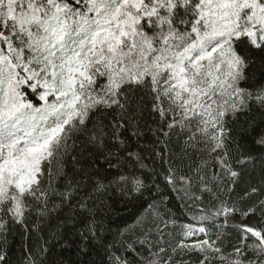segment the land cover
I'll use <instances>...</instances> for the list:
<instances>
[{
  "label": "snow or ice",
  "instance_id": "1",
  "mask_svg": "<svg viewBox=\"0 0 264 264\" xmlns=\"http://www.w3.org/2000/svg\"><path fill=\"white\" fill-rule=\"evenodd\" d=\"M173 142L196 161L180 175L169 162L163 176L195 213L184 234L239 216L234 235L227 248L219 234L170 241L177 219L153 203L135 222L140 250L114 255L105 197L142 195L144 180L124 169L147 168L144 152L163 160ZM261 195L264 0H0L4 241L14 226L39 230L64 214L79 252L100 257L92 264H187L192 254L197 264H264Z\"/></svg>",
  "mask_w": 264,
  "mask_h": 264
},
{
  "label": "trees",
  "instance_id": "2",
  "mask_svg": "<svg viewBox=\"0 0 264 264\" xmlns=\"http://www.w3.org/2000/svg\"><path fill=\"white\" fill-rule=\"evenodd\" d=\"M141 143L146 144L148 141L144 140ZM248 143L251 146L250 139ZM181 148L182 145L173 142L165 151L163 160L160 156H153L149 152H144L142 155L145 156L144 163L147 168H140L138 165L133 168L129 165L124 169L126 173H134L144 180L145 189L142 195L129 196L114 191L109 192L105 197L106 206L101 215L109 231L104 235L107 242L114 245L112 248L114 255L132 259L134 253L130 250L126 251L128 244H133L138 251L140 250L138 238L141 229L135 222L137 218H149V213L152 210L148 206L153 203L157 205L162 214H167L165 218L174 216L177 219L176 225L170 224L165 230L166 239L174 242L183 240L185 243H192L185 238V230L181 225L195 223L191 219L195 213L186 207L190 202L181 199L183 193L174 191L172 187L167 186L163 178L169 162L180 169L177 175L187 173L190 166L196 162L195 157L186 155L181 151ZM169 157L171 158L170 161ZM248 180L253 184L259 180L258 166L255 175H250ZM244 187L246 185L241 184L240 188L233 194L234 198L243 194L241 189ZM259 199H264V195H261ZM63 215H54L51 220L40 223L39 230L25 231L18 225L14 226L6 241L0 238V254L5 255V259L0 261V264H30L34 258L32 254L39 253L41 248L48 249V252L40 257L43 264H54V262L55 264H92L93 260L98 261L100 257L94 251L87 256L79 252V236L71 224L61 225ZM238 221L239 216L225 225L223 224V217L219 218L216 225L209 228L204 239L208 238V235L215 239L216 235L219 234L227 248L229 238L234 235L233 225ZM154 238L155 234L151 239ZM228 250L230 251V249ZM183 259L187 264H197V257L194 254L186 255Z\"/></svg>",
  "mask_w": 264,
  "mask_h": 264
},
{
  "label": "rangeland",
  "instance_id": "3",
  "mask_svg": "<svg viewBox=\"0 0 264 264\" xmlns=\"http://www.w3.org/2000/svg\"><path fill=\"white\" fill-rule=\"evenodd\" d=\"M206 237V234L204 233H199V232H195L193 235L191 236H186L185 238L189 241V242H194L196 239H204Z\"/></svg>",
  "mask_w": 264,
  "mask_h": 264
}]
</instances>
